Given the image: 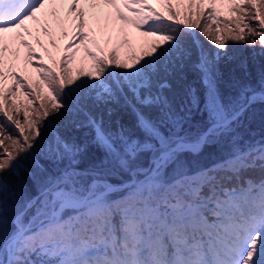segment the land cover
Wrapping results in <instances>:
<instances>
[{
  "label": "snow or ice",
  "instance_id": "1",
  "mask_svg": "<svg viewBox=\"0 0 264 264\" xmlns=\"http://www.w3.org/2000/svg\"><path fill=\"white\" fill-rule=\"evenodd\" d=\"M156 3L0 0V264H264V135L238 132L264 71L259 89L219 87L224 63L248 72L233 49L264 57V0H226L223 18L215 0H188L186 16ZM53 24L72 29L62 46ZM117 109L131 128L105 127ZM81 128L102 151L83 167Z\"/></svg>",
  "mask_w": 264,
  "mask_h": 264
},
{
  "label": "trees",
  "instance_id": "2",
  "mask_svg": "<svg viewBox=\"0 0 264 264\" xmlns=\"http://www.w3.org/2000/svg\"><path fill=\"white\" fill-rule=\"evenodd\" d=\"M234 51V49H233ZM236 54V53H235ZM249 55V54H248ZM248 55L242 58L248 59V72L247 74L239 72L236 65H227L224 63L222 69L224 76L220 81V89L225 98H229L236 95L237 88L235 86L236 81H246L250 82L254 87L259 89V79L261 71H264V66H260L251 62V57ZM241 57V56H239ZM252 60H258L253 58ZM260 63V61H259ZM258 63V64H259ZM199 87V85H195ZM202 107V103H201ZM127 113V112H126ZM129 114V113H128ZM127 116V115H126ZM129 117V116H127ZM133 119V118H132ZM203 126L202 115L199 111L193 108L189 114V120L186 124V127L193 133L198 131ZM238 132L244 137V139H259L264 135V104L257 103L252 106L247 114V118L242 127L238 129ZM83 134L85 136V143L87 145L86 151L80 156L81 166H87L92 162L93 159L102 155V151L98 148L97 145L92 144L93 134L90 128H85ZM227 146V141L225 140L222 144L207 146L203 153L193 159V163L207 164L210 160L218 155L225 147Z\"/></svg>",
  "mask_w": 264,
  "mask_h": 264
},
{
  "label": "rangeland",
  "instance_id": "3",
  "mask_svg": "<svg viewBox=\"0 0 264 264\" xmlns=\"http://www.w3.org/2000/svg\"><path fill=\"white\" fill-rule=\"evenodd\" d=\"M149 2L153 3V5H154L155 7H157L158 11H162V9H161V8L159 7V5L156 3V0H149ZM215 2H216V4H217V8H218V10H219V12H220L222 18H223V16L231 15L230 13L227 12V9L224 7V4L226 3V0H215ZM171 3H172L173 6H174V12H175V11L177 10V8H178L179 11H180L183 15L186 16L187 11H188V9H187V7H186V5H187V3H188V0H171ZM205 3H207V0H205ZM106 10H107V9H106ZM46 11H51V9H46ZM63 14H64V10L61 9V15H63ZM207 22H208V21H207V9H206V10H205V15L201 18V24L203 25L204 23H207ZM222 26H223V23L221 24V27H222ZM29 27L35 29V25H34L32 22H29ZM93 27L95 28L96 26L93 25ZM214 28H215V26H213V30H214ZM52 31H53V33H54V38L56 39L57 43H58L59 45L62 46V45H63L64 43H66L67 40L70 38L72 29H71V28H68L69 36H63V35L60 34V30H59V28L56 27V26L53 24ZM130 31H131L136 37H139V33L136 32L134 29H131ZM195 31H196L197 35L199 36L200 40L203 41L205 47H206V48H207V47H210L211 44H210V41L208 40V38H207V37H204L202 34H200L199 29H195ZM34 35H39V36H40V39L44 42L45 47H47L48 50H49L50 52H52L54 55H58L56 49H54V48L52 47V45L48 44V37L45 36L44 33H42V32H40V33H36V32L34 31ZM229 35H230V34H229ZM26 38H28V39L30 40V42L33 43V47H34L36 53L38 54V58H39L40 56H44V58H45V62H48V61H47V57H46V55L44 54L42 48H41L39 45H36V44L34 43V41L31 40V37H26ZM228 43L231 44V43H233V42H232L231 40H229ZM73 46L75 47V45H73ZM23 51H24V50H23V48L21 47V52L23 53ZM233 52L236 53L235 55H237V56H241V57H242V54H244V56H246V55L249 54L248 57H249V58L251 57V60H250L251 62H253L254 64H255V62H256V64L260 66L259 68H261L262 66H264V57H261V56L255 55V54L252 52V50L249 49V48L234 49ZM253 57L256 58V59H258V60H252ZM259 61H260V63H259ZM258 63H259V64H258ZM226 64H227V65H231V66L235 65L234 63H232V64L226 63ZM17 70L20 71V74H21L22 76L31 74V75H32V78L35 79L34 69L31 68V67H27L26 70H25V65L23 64V62L20 63V65H19V67L17 68ZM21 99H22V97H21ZM126 115L129 116V117H127ZM132 118H133V117L131 116L130 113L128 114V112L126 113L125 110L117 109L116 112H114V114L112 115V117H108L107 115H105V117H104V120H105V127H112V128H115V127H116L115 122H116L117 120H119L121 123H124L126 126H128L129 128H131L132 123H133V119H132ZM84 130H85V128H81V129H79V130H74V131L71 133V135L74 136V137L76 138V140H77L78 143L86 144V143H85V139H86V138H85V136L83 135V134H85V133H83ZM91 142H92V141H91ZM92 144H94V143L92 142Z\"/></svg>",
  "mask_w": 264,
  "mask_h": 264
}]
</instances>
